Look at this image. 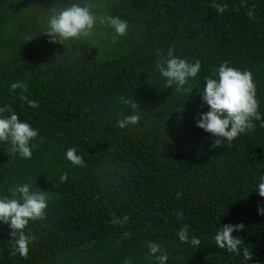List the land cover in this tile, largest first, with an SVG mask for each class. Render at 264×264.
<instances>
[{"label":"trees","instance_id":"1","mask_svg":"<svg viewBox=\"0 0 264 264\" xmlns=\"http://www.w3.org/2000/svg\"><path fill=\"white\" fill-rule=\"evenodd\" d=\"M70 2L0 0V106L38 129L30 158L0 143V195L29 183L48 201L24 229L32 237L26 256L0 223V264H158L150 241L167 251L166 264H241L213 239L220 223L239 222L245 227L233 235L252 253L248 264H264V198L254 191L264 172V116L218 148L194 121L207 110L203 77L224 61L252 72L264 113V0H216L222 13L211 0H87L97 17L126 21L125 35L98 19L87 35L50 42L47 19ZM169 48L201 61L190 94L165 87L155 71ZM13 82L26 89L10 91ZM121 97L136 103L137 125L117 126L132 111ZM69 147L82 166L64 158ZM185 225L200 245L178 240Z\"/></svg>","mask_w":264,"mask_h":264},{"label":"clouds","instance_id":"2","mask_svg":"<svg viewBox=\"0 0 264 264\" xmlns=\"http://www.w3.org/2000/svg\"><path fill=\"white\" fill-rule=\"evenodd\" d=\"M210 7L216 12L222 13L226 5L211 0ZM247 16L251 18L252 12ZM99 19L100 24H107L117 35L123 36L129 25L118 16L97 17L91 10L87 0L76 2L72 0L69 6L53 9L47 19V31L50 42H64L66 40L87 35L91 32ZM155 71L163 79L165 87H175L178 92L192 93L189 85L192 80L199 79L201 72V61L199 59L189 60L174 54L169 48L166 56H161L156 64ZM24 91L26 85L13 82L10 91L16 89ZM201 107L207 106L206 111L199 112L194 116L195 124L204 132L211 134L213 138L210 147L218 148L222 143H231L241 134L251 132L256 127L255 121H261L264 113H261L259 102L256 97V84L253 74L247 69H241L224 61L211 69L210 75L203 77V86L199 91ZM31 108H36L35 100H28L24 95L20 96ZM120 102L128 106L132 111L117 120V126L126 128L135 126L141 120L135 111L136 103L131 98L121 97ZM7 113V114H5ZM261 126H264L262 123ZM38 136V129L23 119H20L9 105L0 106V143L9 146V151L20 158L32 156V143ZM64 158L73 166H82L83 160L77 154L75 147H69L64 152ZM63 181L66 176L62 175ZM254 188L259 197L264 198V172L258 175ZM11 197L0 195V223L7 224L10 236L15 240V250L20 255L26 256L28 245L32 237L26 236L24 229L30 220L43 218L47 207V196L43 191L32 190L29 183L17 184L10 189ZM19 194V198H17ZM177 193V197H179ZM257 214L264 216V206L257 205ZM177 216L182 213L177 212ZM127 220V217H124ZM242 222L232 224H221L216 229L213 239L215 246L233 255L241 256V264H248L252 259V253L243 248V239L233 235L244 229ZM176 237L181 243H187L193 247L200 245L197 236H190L188 226L179 228ZM147 248L150 255H154L158 264H166L169 260L167 251L155 242H148ZM158 253V254H157Z\"/></svg>","mask_w":264,"mask_h":264}]
</instances>
